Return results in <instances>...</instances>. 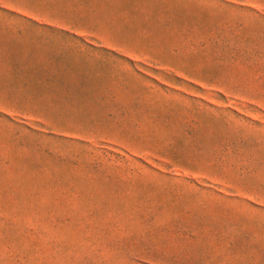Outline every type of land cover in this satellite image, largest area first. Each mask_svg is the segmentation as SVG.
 Returning a JSON list of instances; mask_svg holds the SVG:
<instances>
[{
	"label": "rangeland",
	"instance_id": "obj_1",
	"mask_svg": "<svg viewBox=\"0 0 264 264\" xmlns=\"http://www.w3.org/2000/svg\"><path fill=\"white\" fill-rule=\"evenodd\" d=\"M0 264H264V0H0Z\"/></svg>",
	"mask_w": 264,
	"mask_h": 264
}]
</instances>
